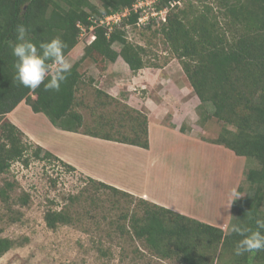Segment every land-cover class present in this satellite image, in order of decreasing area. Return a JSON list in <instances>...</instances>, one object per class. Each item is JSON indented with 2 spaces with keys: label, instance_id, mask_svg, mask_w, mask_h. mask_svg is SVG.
I'll list each match as a JSON object with an SVG mask.
<instances>
[{
  "label": "trees",
  "instance_id": "trees-1",
  "mask_svg": "<svg viewBox=\"0 0 264 264\" xmlns=\"http://www.w3.org/2000/svg\"><path fill=\"white\" fill-rule=\"evenodd\" d=\"M148 0H0V174L6 173L13 162L28 166L30 160H51L67 171L74 167L27 139L6 115L24 102L34 113L44 114L58 129L80 133L93 138L149 148L148 118L140 110L121 104L106 91L96 87L94 101L101 105L114 104L122 108L111 113H99L90 122L76 110L78 92L83 83L80 64L90 59L104 70L107 63L120 57L130 71L147 67L145 48L127 40L125 28H139L142 9L134 5ZM178 0H157L147 9L166 10L165 21L150 17L146 27L159 23L158 33L176 59L199 100L200 121L215 118L222 129L209 144L222 146L237 157L253 159L256 168L245 173L246 194L235 200L233 224L257 230V220H264V0H180L183 6L170 3ZM128 14L110 26L100 22L108 16ZM23 23L28 39L39 46L59 36L67 45L65 57L79 43L81 28L94 40L84 47L83 55L71 68L60 90L45 91L42 84L31 90L15 80L16 58L12 47L17 42L16 27ZM89 38V37H88ZM118 45L119 49H114ZM94 79H91L92 82ZM206 105L212 110L208 112ZM180 131L184 132L181 127ZM31 151V154H29ZM94 192H107L115 199L114 207L121 208L123 223L112 221L115 232L126 233L139 246L160 259L175 264H258L264 262V251L237 256V242L244 237L225 233L222 229L199 222L135 197L112 185L86 178ZM13 183L0 186V222L20 220L21 213L13 206L28 205L29 195L14 198ZM238 193L243 186L238 185ZM249 192V193H248ZM69 195L68 204L60 210L44 214L47 228L59 226L85 228L88 211L76 206L82 194ZM120 198L123 203H120ZM235 205V206H234ZM121 206V207H120ZM94 220L96 230L100 222ZM264 231V230H262ZM0 257L22 242L1 236Z\"/></svg>",
  "mask_w": 264,
  "mask_h": 264
},
{
  "label": "rangeland",
  "instance_id": "rangeland-1",
  "mask_svg": "<svg viewBox=\"0 0 264 264\" xmlns=\"http://www.w3.org/2000/svg\"><path fill=\"white\" fill-rule=\"evenodd\" d=\"M147 11L150 17L151 9ZM146 26L125 28L126 38L145 48L146 64L161 66L160 69L147 67L132 72L118 57L102 70L99 65L86 59L79 67L83 83L77 94L80 103L76 110L86 122H90L99 113H111L122 108L116 103L97 104L94 91L98 87L110 91L121 104L140 110L147 118L149 115L152 127L161 123L172 124L183 127L184 132L198 140L215 139L222 129V123L213 117L200 121L197 113L199 100L178 61L157 32L159 23L151 24L150 28ZM88 36V32L81 34L79 43L71 50L74 52L66 56L71 65L83 55ZM113 47L119 49L118 45ZM91 79L94 80L90 82ZM206 109L210 112L212 107L206 105ZM154 136L150 162V158L143 159V152L139 148L121 144L116 149L112 145L93 146L90 150L96 160L92 159L91 164L98 167L101 164L109 180L127 186H139V181L133 182V173L151 176L153 181L157 176H162L167 179L168 185L182 179L186 186L191 185L194 194L204 191L213 203H220L219 208L224 209L225 203L229 202V193L233 189L237 191L239 183L245 190L239 193V198L247 193L244 177L247 170L257 167L253 159L237 157L232 151L222 146L214 148L216 146H210L208 142L191 144L186 137L178 140L175 135L169 134L163 135L166 141L160 143ZM86 178L76 171H67L60 163L51 160H30L28 166L13 162L6 173L0 174V186L7 181L13 183L11 195L14 198L29 195L27 206H13L21 213L18 222H0L2 237L23 243L1 256L0 264H175L152 256L126 233L120 235L112 230V221L123 223L120 217L122 207L115 208L116 200L107 192L92 191L91 184L86 185ZM80 192H84L82 201L76 207L89 212L85 226L88 230L74 226H59L55 230L47 228L45 212L60 210L68 204L69 195ZM182 194L187 201L184 190ZM120 203H123L121 198ZM213 207H209V210ZM93 219L100 222L101 230L95 229ZM225 224L228 228L223 231L229 233L233 215L230 222L226 220Z\"/></svg>",
  "mask_w": 264,
  "mask_h": 264
},
{
  "label": "crops",
  "instance_id": "crops-1",
  "mask_svg": "<svg viewBox=\"0 0 264 264\" xmlns=\"http://www.w3.org/2000/svg\"><path fill=\"white\" fill-rule=\"evenodd\" d=\"M72 52L74 51H71L68 56H71ZM106 92L112 96L110 91ZM6 118L19 128L29 141L40 146L44 150L49 151L63 162L71 165L75 168L76 172L80 174L112 185L134 195L135 197L142 198L199 222L218 227L222 230L228 228L225 223L226 220L229 222L231 220L234 202L231 206H229V202L225 203V209L219 208L220 203H213L212 199L207 196L204 191H199L194 194L191 185L188 184V186H186L182 179L175 181L173 185H168L167 179L162 176H157V183L153 184L156 181H153L151 176H141L140 173H133V182L135 180L139 181V186H135L134 184L132 186H127L118 181L114 182L109 180L107 176H105V167L101 164L99 165L101 167L93 166V164H91L93 161L92 159L96 160V157L93 156L94 154H92L90 149L93 146L99 147L107 145H112V147L116 149V146H122L119 143L58 129L44 114L34 113L24 102L19 103L6 115ZM169 134H173V136L175 135L178 140L186 137L191 144L195 143L197 145H202L205 143L202 139L198 140L186 132H181L180 128L172 124L166 125L161 123V125L152 127L150 119H148L149 148H139V150L143 152L141 155L143 159L150 158L148 162L151 160L150 155H152L153 149L152 135H155L154 138L160 143H164L166 137L163 135ZM207 144L210 146H216L214 148L221 147L209 143ZM133 162L136 164V160ZM183 190L184 196L188 198L187 201L183 198ZM190 204H193L194 206H191ZM209 207H213L211 209L212 212L209 210Z\"/></svg>",
  "mask_w": 264,
  "mask_h": 264
},
{
  "label": "clouds",
  "instance_id": "clouds-1",
  "mask_svg": "<svg viewBox=\"0 0 264 264\" xmlns=\"http://www.w3.org/2000/svg\"><path fill=\"white\" fill-rule=\"evenodd\" d=\"M15 31L17 42L12 47V55L16 58L14 79L31 90L43 84L45 91L58 92L72 68L64 54L67 47L65 42L57 36L48 42H41L37 47L28 39L29 29L23 23L18 24ZM234 198L239 199V193L235 189L229 193V206L235 201ZM256 224L255 231L241 224L231 226L233 233L244 237L237 242V256L264 251V220H257Z\"/></svg>",
  "mask_w": 264,
  "mask_h": 264
},
{
  "label": "built area",
  "instance_id": "built-area-1",
  "mask_svg": "<svg viewBox=\"0 0 264 264\" xmlns=\"http://www.w3.org/2000/svg\"><path fill=\"white\" fill-rule=\"evenodd\" d=\"M157 0H148V1H140L138 2L136 5H134L133 10L136 12L138 9H142V14L138 19V23L137 26H141L143 25L145 22H147L149 20L150 17L155 18L157 16H160L162 21H165V14H166V10L161 11L159 13L151 11L150 12V17H149V12L147 11V8L151 6L152 3L156 2ZM175 5H181L180 0L178 1H173L172 3H170L171 8L174 7ZM128 14V10H126L124 13L122 14H116V15H112V16H108L106 17L104 20H102L100 23L101 24H106L107 26H110L112 23H117L120 21V18L126 16ZM81 28V34L86 33V30L84 28ZM92 28H90V30L88 32H91ZM89 40L87 41V44L91 43L94 40V35L90 34L89 36Z\"/></svg>",
  "mask_w": 264,
  "mask_h": 264
},
{
  "label": "bare ground",
  "instance_id": "bare-ground-1",
  "mask_svg": "<svg viewBox=\"0 0 264 264\" xmlns=\"http://www.w3.org/2000/svg\"><path fill=\"white\" fill-rule=\"evenodd\" d=\"M78 148V147H77Z\"/></svg>",
  "mask_w": 264,
  "mask_h": 264
}]
</instances>
